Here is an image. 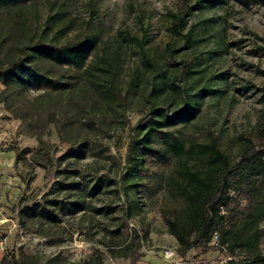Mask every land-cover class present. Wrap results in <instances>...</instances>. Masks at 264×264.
<instances>
[{
  "label": "rangeland",
  "instance_id": "rangeland-1",
  "mask_svg": "<svg viewBox=\"0 0 264 264\" xmlns=\"http://www.w3.org/2000/svg\"><path fill=\"white\" fill-rule=\"evenodd\" d=\"M77 42L87 48L79 65L34 50ZM20 58L27 83L0 82V264H166L163 252L178 254L163 221L181 206L178 160H147V171L131 176L146 123L194 105L193 118L163 130L185 151L214 138L231 163L264 125V3L256 0H9L0 7V69ZM182 159L199 164L193 154ZM224 213L239 239L259 232L236 259L264 255V217L249 226ZM228 252L178 256L219 264Z\"/></svg>",
  "mask_w": 264,
  "mask_h": 264
},
{
  "label": "trees",
  "instance_id": "trees-1",
  "mask_svg": "<svg viewBox=\"0 0 264 264\" xmlns=\"http://www.w3.org/2000/svg\"><path fill=\"white\" fill-rule=\"evenodd\" d=\"M8 1L0 0V7H5ZM256 1L264 3V0ZM183 17L181 13L171 14L172 32L176 35L182 29ZM190 35L187 34V42ZM34 50L36 55L58 65H79L87 57L84 42L60 47L39 45ZM23 63L24 59L20 58L7 68L0 69V82L3 85L26 84L19 74L24 67ZM31 77L33 82L40 84L39 75L34 73ZM195 112L196 107L187 104L169 115L156 111L157 115L146 123L142 137L136 143V153L129 172L135 178L147 171V160L168 163L171 156L175 157L178 162L172 185L181 200V206L171 207L163 215V221L178 244V255L184 257L194 248L208 250L212 247L213 237L217 235L218 245L228 248L229 255L235 257L236 250L255 246L259 232L255 230L249 237L239 239L234 225L228 221L230 217L224 212L245 218L249 226L264 217V200L260 202V190L264 184V125L256 129L257 143L246 139L237 160L231 163L214 138L207 143L191 145L185 151L181 143L170 140V132L163 130L187 122L194 117ZM155 139L162 142V149L153 147ZM184 154H193L199 164L188 165L182 159ZM230 194H234L238 202L232 203ZM241 201L247 202L243 209H239ZM251 203L256 205L252 208ZM228 264H264V255L255 254Z\"/></svg>",
  "mask_w": 264,
  "mask_h": 264
},
{
  "label": "built area",
  "instance_id": "built-area-1",
  "mask_svg": "<svg viewBox=\"0 0 264 264\" xmlns=\"http://www.w3.org/2000/svg\"><path fill=\"white\" fill-rule=\"evenodd\" d=\"M217 239H218V236L215 235L212 239L211 246L221 248L223 251H225V248L223 246L218 245ZM162 258L166 264H183L178 254H176L175 251L173 250H168V251L163 252ZM234 260H236V257L227 254L223 259L219 261V264H228L229 262L234 261Z\"/></svg>",
  "mask_w": 264,
  "mask_h": 264
}]
</instances>
